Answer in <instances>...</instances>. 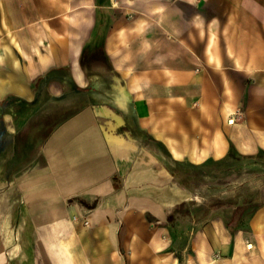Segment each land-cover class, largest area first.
Instances as JSON below:
<instances>
[{
	"label": "crops",
	"instance_id": "obj_1",
	"mask_svg": "<svg viewBox=\"0 0 264 264\" xmlns=\"http://www.w3.org/2000/svg\"><path fill=\"white\" fill-rule=\"evenodd\" d=\"M0 264H264V0H0Z\"/></svg>",
	"mask_w": 264,
	"mask_h": 264
},
{
	"label": "rangeland",
	"instance_id": "obj_2",
	"mask_svg": "<svg viewBox=\"0 0 264 264\" xmlns=\"http://www.w3.org/2000/svg\"><path fill=\"white\" fill-rule=\"evenodd\" d=\"M225 177H226V174H225V173H220V181H221V180H224Z\"/></svg>",
	"mask_w": 264,
	"mask_h": 264
},
{
	"label": "built area",
	"instance_id": "obj_3",
	"mask_svg": "<svg viewBox=\"0 0 264 264\" xmlns=\"http://www.w3.org/2000/svg\"><path fill=\"white\" fill-rule=\"evenodd\" d=\"M85 224H89V221L88 220H85Z\"/></svg>",
	"mask_w": 264,
	"mask_h": 264
}]
</instances>
